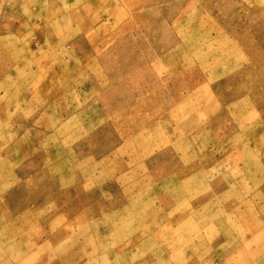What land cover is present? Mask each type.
Returning <instances> with one entry per match:
<instances>
[{
  "label": "rangeland",
  "instance_id": "obj_1",
  "mask_svg": "<svg viewBox=\"0 0 264 264\" xmlns=\"http://www.w3.org/2000/svg\"><path fill=\"white\" fill-rule=\"evenodd\" d=\"M0 264H264V0H0Z\"/></svg>",
  "mask_w": 264,
  "mask_h": 264
}]
</instances>
